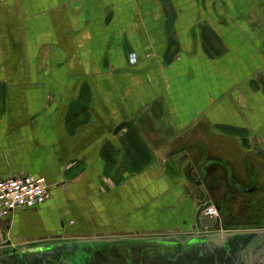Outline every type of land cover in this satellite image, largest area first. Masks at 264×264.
I'll return each mask as SVG.
<instances>
[{"label":"crops","instance_id":"0c3cea01","mask_svg":"<svg viewBox=\"0 0 264 264\" xmlns=\"http://www.w3.org/2000/svg\"><path fill=\"white\" fill-rule=\"evenodd\" d=\"M0 15V177L48 184L0 220V245L183 234L205 202L264 201V0H0Z\"/></svg>","mask_w":264,"mask_h":264},{"label":"flooded vegetation","instance_id":"af4514ba","mask_svg":"<svg viewBox=\"0 0 264 264\" xmlns=\"http://www.w3.org/2000/svg\"><path fill=\"white\" fill-rule=\"evenodd\" d=\"M256 203L232 198L219 205L218 227L203 216L183 234L55 235L27 246L4 243L0 264H264V201ZM146 242L174 245L167 250L134 246ZM153 256L160 261L144 262Z\"/></svg>","mask_w":264,"mask_h":264},{"label":"built area","instance_id":"2783aa9c","mask_svg":"<svg viewBox=\"0 0 264 264\" xmlns=\"http://www.w3.org/2000/svg\"><path fill=\"white\" fill-rule=\"evenodd\" d=\"M47 198L48 184L43 176L11 174L0 177V220L16 209L39 206ZM216 215L217 211L213 205L203 211V216L215 217Z\"/></svg>","mask_w":264,"mask_h":264},{"label":"water","instance_id":"95a60500","mask_svg":"<svg viewBox=\"0 0 264 264\" xmlns=\"http://www.w3.org/2000/svg\"><path fill=\"white\" fill-rule=\"evenodd\" d=\"M211 205V202H205L201 205H199L196 210H195V213H194V220L196 221V223L198 224L199 226V220L200 218H203V211ZM216 208V211H217V214H220V207L219 206H215ZM210 221H216V224H215V227H218L219 226V223H220V218L218 216L216 217H211L210 216Z\"/></svg>","mask_w":264,"mask_h":264},{"label":"rangeland","instance_id":"374dc122","mask_svg":"<svg viewBox=\"0 0 264 264\" xmlns=\"http://www.w3.org/2000/svg\"><path fill=\"white\" fill-rule=\"evenodd\" d=\"M0 23H1V15H0ZM144 246V247H159V248H165L166 250L169 249L171 246H173L174 244L169 243V242H164V243H160V242H146L143 244H134V246ZM154 258V259H153ZM150 260H155L156 262H159L160 260H158L157 258L155 259V257H151V258H144V262H149ZM163 260V259H161ZM164 261V260H163ZM151 262V261H150Z\"/></svg>","mask_w":264,"mask_h":264}]
</instances>
